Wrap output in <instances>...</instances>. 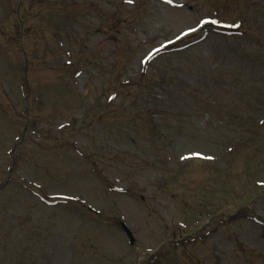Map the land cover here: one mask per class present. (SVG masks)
Here are the masks:
<instances>
[{"label": "rangeland", "instance_id": "1", "mask_svg": "<svg viewBox=\"0 0 264 264\" xmlns=\"http://www.w3.org/2000/svg\"><path fill=\"white\" fill-rule=\"evenodd\" d=\"M4 181L0 264H264V0H0Z\"/></svg>", "mask_w": 264, "mask_h": 264}, {"label": "water", "instance_id": "2", "mask_svg": "<svg viewBox=\"0 0 264 264\" xmlns=\"http://www.w3.org/2000/svg\"><path fill=\"white\" fill-rule=\"evenodd\" d=\"M123 229H124L125 233L127 234V236L129 237L130 242H132L133 241V238H132L129 230L125 226H123Z\"/></svg>", "mask_w": 264, "mask_h": 264}, {"label": "snow or ice", "instance_id": "3", "mask_svg": "<svg viewBox=\"0 0 264 264\" xmlns=\"http://www.w3.org/2000/svg\"><path fill=\"white\" fill-rule=\"evenodd\" d=\"M129 2H130V0H129ZM168 2H171V0H168ZM206 22H208V21H201L202 24H203V23H206ZM211 23L215 24L216 21H211ZM191 30H192V29H190V31H191ZM149 56H151V53H149Z\"/></svg>", "mask_w": 264, "mask_h": 264}]
</instances>
